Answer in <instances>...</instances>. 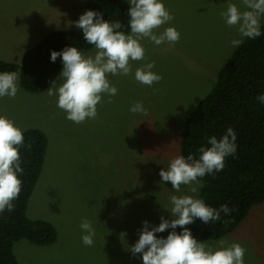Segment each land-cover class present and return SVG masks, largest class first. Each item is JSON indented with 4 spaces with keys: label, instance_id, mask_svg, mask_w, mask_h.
<instances>
[{
    "label": "rangeland",
    "instance_id": "1",
    "mask_svg": "<svg viewBox=\"0 0 264 264\" xmlns=\"http://www.w3.org/2000/svg\"><path fill=\"white\" fill-rule=\"evenodd\" d=\"M229 2L246 10L240 0H164L173 19L154 32L175 27L179 41L157 46L141 39L144 60L130 61L128 75L110 76L117 94L105 95L97 116L79 124L65 118L47 90H23L16 71L19 91L14 98H0V115L47 137L43 168L26 213L51 222L57 231L56 241L48 245L16 241L13 252L19 264H141L139 254L132 257L126 250L138 239L142 221L156 226L161 217L168 219L163 208L170 207V195L198 196L183 185L173 192L170 182L160 183L159 171L181 155L179 136L186 116L235 49L230 41L239 34L221 16ZM84 11L85 0H0V60L19 64L24 52L49 32L77 28L70 21ZM85 54H94V48ZM147 62H155L153 71L162 77L152 87L134 78ZM55 81L59 83L58 76ZM136 102L143 103L146 114L129 111ZM84 219L95 228L91 247L81 240ZM157 235L166 237L167 231ZM221 239L247 249L245 264H264V202L252 206L235 230L204 243L215 247Z\"/></svg>",
    "mask_w": 264,
    "mask_h": 264
},
{
    "label": "clouds",
    "instance_id": "2",
    "mask_svg": "<svg viewBox=\"0 0 264 264\" xmlns=\"http://www.w3.org/2000/svg\"><path fill=\"white\" fill-rule=\"evenodd\" d=\"M127 28L119 19H104V12L86 10L77 20L70 21L72 26L81 30L83 40L93 46L94 54H85L76 46H67L60 51L50 52V62L55 63L59 57L62 68L59 72V83L50 82L47 95L55 97L57 108L65 113V118L82 123L86 119L97 116V105L105 95L117 94V88L109 77L128 75L131 71L130 61H143L145 49L140 43L148 38L159 46L164 42L176 43L180 33L175 27H167L162 34L156 35L154 30L168 24L172 15L165 7L164 0H126ZM244 11L235 4L228 3L221 13L228 27H235L239 38L230 41L233 48L243 43L244 39H255L264 35L261 31V19L264 18V0H240ZM155 62L144 63L135 70V80L148 87L158 83L162 77L153 71ZM19 91L16 72L0 71V98H14ZM264 104V93L256 97ZM132 113H145L142 102H136L129 108ZM24 131L14 121L0 115V214L5 210L12 213L13 203L20 196L24 173L21 148H27ZM237 134L232 127L217 139L207 138V145L198 149V157L189 154L187 157L178 155L172 159L166 169L159 171L160 183L170 182L171 190L181 191L187 186L193 194H198L204 187L202 178L215 175L225 167V158L237 152ZM170 207L163 208L169 218H160L156 226L142 221L138 239L127 247L132 257L139 254L141 264H245L247 249L240 243L227 245L225 240L212 247L198 240L186 227L199 219L203 224L210 225L221 220V214H231L233 209L227 203L213 208L196 195H170ZM180 231L177 232L176 229ZM82 243L94 245L95 228L87 219L80 224ZM167 231V236L157 234ZM126 233H121L124 240Z\"/></svg>",
    "mask_w": 264,
    "mask_h": 264
},
{
    "label": "trees",
    "instance_id": "3",
    "mask_svg": "<svg viewBox=\"0 0 264 264\" xmlns=\"http://www.w3.org/2000/svg\"><path fill=\"white\" fill-rule=\"evenodd\" d=\"M86 10L104 12V19H119L128 32L126 0H85ZM264 33V22L261 23ZM76 46L85 53L93 48L83 40L78 28L54 30L43 36L24 52L19 64L0 60V71H19L20 87L30 93H40L58 76L62 64L59 57L50 62V52ZM264 93V35L245 38L218 70L211 89L194 106L184 121L179 136L180 154L200 155L198 149L207 145V138L220 139L228 127L237 134V152L225 158L224 169L202 178L204 187L198 198L213 208L227 203L233 211L221 214V220L210 225L197 219L187 225L192 235L205 242L218 239L233 230L245 218L252 206L264 202V104L256 97ZM27 148H21L24 173L20 196L13 203L12 213L0 214V264H19L13 245L25 239L35 245L56 241L55 226L43 219L27 216L29 198L43 168L47 137L38 128L24 131ZM180 231L179 228L176 229Z\"/></svg>",
    "mask_w": 264,
    "mask_h": 264
}]
</instances>
